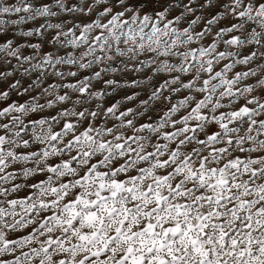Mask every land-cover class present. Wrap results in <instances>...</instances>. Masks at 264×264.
<instances>
[{
	"label": "snow or ice",
	"instance_id": "snow-or-ice-1",
	"mask_svg": "<svg viewBox=\"0 0 264 264\" xmlns=\"http://www.w3.org/2000/svg\"><path fill=\"white\" fill-rule=\"evenodd\" d=\"M0 264H264V0H0Z\"/></svg>",
	"mask_w": 264,
	"mask_h": 264
}]
</instances>
